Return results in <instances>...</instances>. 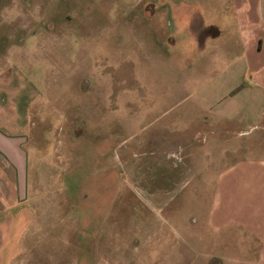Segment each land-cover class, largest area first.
<instances>
[{
  "label": "rangeland",
  "instance_id": "1",
  "mask_svg": "<svg viewBox=\"0 0 264 264\" xmlns=\"http://www.w3.org/2000/svg\"><path fill=\"white\" fill-rule=\"evenodd\" d=\"M169 1L0 0V88L28 151L0 264L242 259L215 254L205 215L220 173L262 160L264 79L236 35L234 0H173L226 28L189 56L170 46ZM204 117L238 124L197 125Z\"/></svg>",
  "mask_w": 264,
  "mask_h": 264
},
{
  "label": "crops",
  "instance_id": "2",
  "mask_svg": "<svg viewBox=\"0 0 264 264\" xmlns=\"http://www.w3.org/2000/svg\"><path fill=\"white\" fill-rule=\"evenodd\" d=\"M234 1L237 3V11L233 16L236 21V35L239 36V42L246 49V61L255 68V73L264 79V9L262 11H257L256 8L251 9L247 6V0ZM199 13L205 24H212L220 30L219 35L224 32L225 26L203 17L205 15L203 8L200 7ZM179 29L184 30L183 41L171 42L170 46L175 48L179 45L186 56L204 51L208 46V39L219 36H207L202 41H197L191 33H186L185 23ZM231 42L234 44L235 41ZM218 52L219 50L212 59L217 57ZM223 56L225 57V55ZM6 81L8 82V79ZM6 81L0 80V84H5ZM261 83L264 90V80ZM234 91L236 90H232V92ZM3 93L9 96L4 99L7 101L6 105L0 103V222L11 221L13 223L12 231V228L20 224V213L18 214L12 209L25 197L28 151L25 144L26 136L13 132L19 124L17 125L15 120L11 121V91L0 88V96ZM229 123L238 124L234 123L231 117L224 119L204 117L196 124L216 126ZM262 126L264 127V120ZM258 142L263 146V154H260L262 160L250 161L247 165L239 163L220 173L217 178L214 199L210 204L212 211L205 215V221L211 222V229H206L205 234H211L215 239V254L242 255L238 264H264V138ZM255 148L256 145L253 149L249 148V152L254 153ZM19 180L22 181V192L17 183ZM241 182H247V185L241 187ZM0 237H3L1 229ZM225 240H230L231 244L225 246L224 244L228 243ZM241 246L247 247L250 252H244V248H240ZM224 248H228L229 251ZM183 250L184 255L197 253V251L207 252L203 246L192 245H185ZM251 252H253L255 262L248 257ZM214 259L218 264L224 263V258L218 255Z\"/></svg>",
  "mask_w": 264,
  "mask_h": 264
},
{
  "label": "flooded vegetation",
  "instance_id": "3",
  "mask_svg": "<svg viewBox=\"0 0 264 264\" xmlns=\"http://www.w3.org/2000/svg\"><path fill=\"white\" fill-rule=\"evenodd\" d=\"M169 19L170 30L177 41L183 40V29L180 26L185 23L186 33H191L197 41H202L205 37L211 36L213 29L216 28L212 24H205L201 18L200 11L195 9L196 5L188 4V6H180L179 1H169ZM174 42V41H171ZM207 264H218L214 258H210ZM214 260V261H211Z\"/></svg>",
  "mask_w": 264,
  "mask_h": 264
},
{
  "label": "water",
  "instance_id": "4",
  "mask_svg": "<svg viewBox=\"0 0 264 264\" xmlns=\"http://www.w3.org/2000/svg\"><path fill=\"white\" fill-rule=\"evenodd\" d=\"M219 33H220V30L217 29V30H215V31L211 34V36H212V37H216V36L219 35Z\"/></svg>",
  "mask_w": 264,
  "mask_h": 264
}]
</instances>
